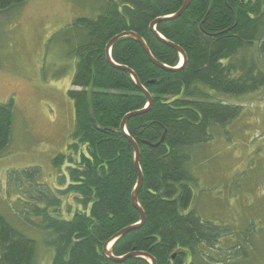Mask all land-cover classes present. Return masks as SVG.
I'll return each mask as SVG.
<instances>
[{"label": "trees", "instance_id": "1", "mask_svg": "<svg viewBox=\"0 0 264 264\" xmlns=\"http://www.w3.org/2000/svg\"><path fill=\"white\" fill-rule=\"evenodd\" d=\"M26 1L0 0V13ZM184 1L103 0L95 18L70 24L78 39L71 48L76 64L68 92L74 128L68 154L51 161L63 188L41 185L36 168L14 181L17 209L36 217L31 228L48 233L50 264H149L139 256L116 263L104 251L117 233L140 221L131 205L137 174L129 139L139 149L143 177L137 202L145 220L116 241L112 256L144 253L156 264H194L188 257H209L203 248L221 250L227 229L190 210L195 182L189 151L240 115L239 106L217 97L264 87V0H189L187 10L170 19ZM157 20L155 32L165 42L149 28ZM124 32L139 36L165 67L150 62L130 37L111 47V61L132 71L151 97L149 107L131 75L107 61V44ZM166 42L184 53L180 67L178 51ZM144 110L126 121V137L122 120ZM12 111V100L0 104V154L9 142ZM36 247L0 215V264H33Z\"/></svg>", "mask_w": 264, "mask_h": 264}, {"label": "rangeland", "instance_id": "2", "mask_svg": "<svg viewBox=\"0 0 264 264\" xmlns=\"http://www.w3.org/2000/svg\"><path fill=\"white\" fill-rule=\"evenodd\" d=\"M102 3L27 0L0 13V104L13 102L9 142L0 154V215L37 242L33 264H50L54 251L44 242L48 233L31 228L36 217L17 209L14 181L23 170L36 168L41 185L63 188L51 161L68 154L74 128L68 92L76 64L71 48L78 39L70 24L95 18ZM217 98L239 106L241 113L210 142L189 151L195 182L190 210L227 230L221 233V250L203 248L208 258L188 257V262L264 264V87Z\"/></svg>", "mask_w": 264, "mask_h": 264}, {"label": "water", "instance_id": "3", "mask_svg": "<svg viewBox=\"0 0 264 264\" xmlns=\"http://www.w3.org/2000/svg\"><path fill=\"white\" fill-rule=\"evenodd\" d=\"M188 4H189V0H185L184 1V4L182 5V7L180 8V10L173 16L169 17L170 19H175V18H179L184 12L185 10H187L188 8ZM159 20H162V19H159ZM155 21L153 23H151L150 25V30L152 31V33L158 38V39H161L162 41H164V39L162 37H160L156 32H155V25L156 23L159 21ZM123 37H130L132 38L138 45H140V47L142 48L144 54L147 56L148 60L150 62H152L153 64L157 65L158 67L160 68H165L164 66L158 64L153 58L152 56L150 55V52L146 46V44L144 43V41L139 37L137 36L136 34L132 33V32H124V33H121L117 36H115L113 39L110 40V42L107 44L106 48H105V55H106V58H107V61L112 65L114 66L115 68L117 69H120V70H123L125 71L126 73L130 74L132 79L134 80V83H135V86L145 95V97L147 98V103H148V107L151 105V97L150 95L144 90V88H142V86H140V84L138 83L137 79H136V76L132 73L131 70H129L128 68L124 67V66H117L115 65L111 59H110V50H111V47L113 46V44L123 38ZM165 42V41H164ZM167 43V42H166ZM169 46L173 47L174 49H176L180 55V58H181V65L184 64L185 62V56H184V53L179 49L177 48L176 46H174L173 44H170V43H167ZM147 110V109H146ZM146 110L142 111V112H136V113H130L128 115H126L124 117V119L122 120L121 124H120V130L121 132L126 136V131H125V124H126V121L132 117V116H135V115H139L141 113H144ZM129 139V138H128ZM132 146H133V151H134V168H135V171H136V174H137V182H136V186L134 188V190L132 191L131 193V205L133 208H135L138 212H139V215H140V222L133 226V227H128V228H125L123 229L122 231H120L119 233H117L111 240L110 242H108L105 246H104V251L106 252L107 256H108V259L113 261V262H116V263H122L124 260L128 259V258H132V257H135V256H139V257H142V258H145L148 260V262L150 264H156L155 263V260L148 256L147 254H144V253H129L123 257H113L112 254H111V248L112 246L116 243L117 240L121 239L122 237H124L127 233H129L131 230H133L134 228H137L139 226H141L143 223H144V214L142 212V210L139 208V205H138V202H137V195H138V191L140 190L141 188V185H142V173L140 171V168H139V149L137 147V145L131 140L129 139ZM163 140V137L161 138V140L158 142L161 143ZM145 144L148 145V143L145 142ZM158 144L156 145H152V147H156Z\"/></svg>", "mask_w": 264, "mask_h": 264}, {"label": "bare ground", "instance_id": "4", "mask_svg": "<svg viewBox=\"0 0 264 264\" xmlns=\"http://www.w3.org/2000/svg\"><path fill=\"white\" fill-rule=\"evenodd\" d=\"M117 131V130H116Z\"/></svg>", "mask_w": 264, "mask_h": 264}]
</instances>
